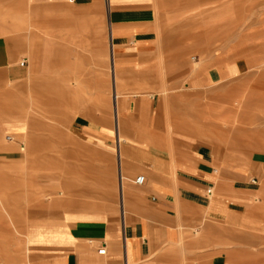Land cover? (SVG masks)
<instances>
[{"label": "crops", "instance_id": "1", "mask_svg": "<svg viewBox=\"0 0 264 264\" xmlns=\"http://www.w3.org/2000/svg\"><path fill=\"white\" fill-rule=\"evenodd\" d=\"M245 11L246 0H0V264H264V150L239 148L215 122L243 107L209 97L205 129L197 95L160 103L189 116H151L158 72L197 89L244 71L232 45ZM91 149L96 170L116 155L119 208L71 209L101 192L96 171L73 201L66 186L23 209L24 185L54 184L24 170Z\"/></svg>", "mask_w": 264, "mask_h": 264}, {"label": "rangeland", "instance_id": "2", "mask_svg": "<svg viewBox=\"0 0 264 264\" xmlns=\"http://www.w3.org/2000/svg\"><path fill=\"white\" fill-rule=\"evenodd\" d=\"M244 16L246 17V37L244 40L237 41L232 45L233 52H238L239 50L244 52L243 56L232 58L243 64L244 71L236 73L235 76L231 78H225V80L229 79L232 81L229 85L205 84L199 81L197 89L190 87L191 81L185 78V76H183V79H177L175 78L177 74L158 72L157 82L155 86L150 88V93L154 94V97L151 98V116H160L159 113L166 107L180 108V112L177 110V113H182L183 116H189L190 105L164 106V103H160L171 97L189 98L197 95L200 99L199 123L200 126L205 129L208 121L205 115L207 106L201 103L207 102L209 97L228 98L230 99L228 102L235 103L230 107L235 108L237 112L239 111L238 109L243 107L247 116H218V118L215 119L216 124L220 125L221 128L227 129V132L231 134V136H228V139L231 143L237 142L236 144L239 145V148H244L246 150H264V138L259 136L260 130L264 128V0H246V11ZM217 52L221 53L220 50H217ZM198 75L199 78L203 77L201 71L198 72ZM118 95L120 96L119 91ZM239 102L243 104L240 105ZM244 103H246L245 106H243ZM181 110H183V112ZM114 116H116L115 111ZM238 132H240L239 136L236 135ZM98 159H100V156L95 154L93 149L86 154L54 152V160L56 163L55 168L52 170H24L29 173L38 171L40 174L41 172H49L54 184L50 186L47 192L48 194H42V188L40 186L37 187L31 184L24 185L23 209L26 211V209H30L32 205L37 203L31 200L36 194L39 198H45L48 195L54 202H57L58 199L61 198L60 192H62L64 188L66 190V186H70L71 191L68 192L66 190L64 197L72 199L73 201V199L78 196L76 195V191L72 189H75L80 183L94 181L96 171H98L97 174L100 177L104 178L103 184H98L101 192L98 193L95 198H86L87 205L73 203L71 209L95 211L101 208H119L120 191L117 177L118 162L116 155H114L113 159H110L106 154H103L102 162L104 165L101 170L93 168L95 161H98ZM63 161H71L75 163L76 167L63 168ZM80 161L81 163L86 162L88 167H78ZM262 172L264 173V168ZM105 179L107 183H105ZM260 182L264 186V179ZM105 197H114L116 199L114 201L105 200ZM55 207L59 208L60 206L55 204ZM10 246V242L8 241L6 249L8 252V262L11 261L9 259L10 252L14 251Z\"/></svg>", "mask_w": 264, "mask_h": 264}, {"label": "built area", "instance_id": "3", "mask_svg": "<svg viewBox=\"0 0 264 264\" xmlns=\"http://www.w3.org/2000/svg\"><path fill=\"white\" fill-rule=\"evenodd\" d=\"M195 58H197V57L195 56ZM8 138L10 139V137H8ZM144 181H145V176H144V175H140V176H138V177L136 178V182H138L139 184H143ZM211 191H212V190L209 189V190H208V193H211ZM105 252H106V248H105V247L99 249V253H100V254H104Z\"/></svg>", "mask_w": 264, "mask_h": 264}, {"label": "bare ground", "instance_id": "4", "mask_svg": "<svg viewBox=\"0 0 264 264\" xmlns=\"http://www.w3.org/2000/svg\"><path fill=\"white\" fill-rule=\"evenodd\" d=\"M118 99H119V95L116 94V107H117V109H119V107H118Z\"/></svg>", "mask_w": 264, "mask_h": 264}]
</instances>
